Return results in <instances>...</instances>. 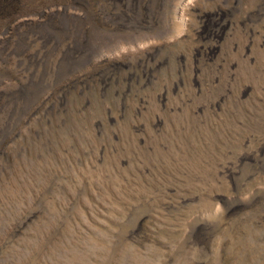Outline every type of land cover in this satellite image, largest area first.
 I'll return each mask as SVG.
<instances>
[{
	"label": "rangeland",
	"instance_id": "1",
	"mask_svg": "<svg viewBox=\"0 0 264 264\" xmlns=\"http://www.w3.org/2000/svg\"><path fill=\"white\" fill-rule=\"evenodd\" d=\"M0 264H264V0H0Z\"/></svg>",
	"mask_w": 264,
	"mask_h": 264
}]
</instances>
